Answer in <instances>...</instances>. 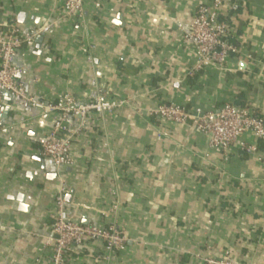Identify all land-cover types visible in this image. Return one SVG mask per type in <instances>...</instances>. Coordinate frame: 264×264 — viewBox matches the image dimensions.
Segmentation results:
<instances>
[{
	"label": "crops",
	"instance_id": "obj_1",
	"mask_svg": "<svg viewBox=\"0 0 264 264\" xmlns=\"http://www.w3.org/2000/svg\"><path fill=\"white\" fill-rule=\"evenodd\" d=\"M64 1L0 0V31L44 29L16 53V81L44 105L65 93L128 105L92 117L73 142V164L58 170L40 154L53 115L4 97L0 264H52L45 237L61 186L70 220L114 225L127 239L110 255L88 242L65 264H203L224 253L264 264V140L246 133L253 154L223 153L192 127L148 115L161 104L212 111L242 102L264 119V0H242L235 13L226 0L239 53L206 71L194 69L184 35L208 0H85L81 19L62 17Z\"/></svg>",
	"mask_w": 264,
	"mask_h": 264
},
{
	"label": "built area",
	"instance_id": "obj_2",
	"mask_svg": "<svg viewBox=\"0 0 264 264\" xmlns=\"http://www.w3.org/2000/svg\"><path fill=\"white\" fill-rule=\"evenodd\" d=\"M84 2L85 0H65L61 10L62 17L81 19ZM241 2L242 0H230L229 11L237 12ZM225 5L226 0H208L200 5L184 35V41L194 49L196 71L222 70L230 57L239 53L230 42L232 29L222 15ZM43 31L44 29L39 28L24 32L15 24L0 31V118L5 96L11 98L15 108L23 111L41 108L45 114H52V127L47 138L40 143V154L59 170L73 164V142L92 117L113 113L127 106L128 102L98 96L82 101L65 93L59 95L53 103L44 105L28 94L24 86L16 81L21 69L15 63V56L22 48H32ZM148 115L161 121L192 127L196 133L205 137L211 149L223 153L238 146L246 154H253L255 147L245 146L241 141L246 133L264 140V119L247 106L225 104L218 110L206 111L200 108L187 109L177 104H161L149 110ZM54 204V221L45 237V245L52 249V264H65L68 253L83 248L88 242L102 243L108 255L125 250L126 236L114 225H82L69 219L63 186L59 188ZM203 264L241 263L235 262L230 253H224L217 258L204 259Z\"/></svg>",
	"mask_w": 264,
	"mask_h": 264
},
{
	"label": "water",
	"instance_id": "obj_3",
	"mask_svg": "<svg viewBox=\"0 0 264 264\" xmlns=\"http://www.w3.org/2000/svg\"><path fill=\"white\" fill-rule=\"evenodd\" d=\"M22 18H23V15H19V17H18V21L21 22ZM115 24H116V25H120V23H117V22H116ZM41 41H42V36H38V37L36 38V40H35V42H36L37 44H39ZM3 111L5 112V109H3Z\"/></svg>",
	"mask_w": 264,
	"mask_h": 264
},
{
	"label": "trees",
	"instance_id": "obj_4",
	"mask_svg": "<svg viewBox=\"0 0 264 264\" xmlns=\"http://www.w3.org/2000/svg\"><path fill=\"white\" fill-rule=\"evenodd\" d=\"M230 42H231V39H230ZM110 100H114V99H110ZM233 105H236V106H239V107H245V105L241 102V103H233ZM185 108H187V109H191V108H188V107H186L185 106Z\"/></svg>",
	"mask_w": 264,
	"mask_h": 264
}]
</instances>
